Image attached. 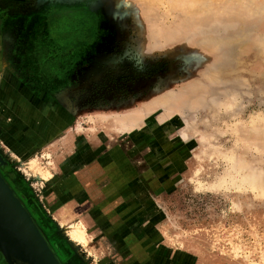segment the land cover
Listing matches in <instances>:
<instances>
[{"label": "rangeland", "instance_id": "1", "mask_svg": "<svg viewBox=\"0 0 264 264\" xmlns=\"http://www.w3.org/2000/svg\"><path fill=\"white\" fill-rule=\"evenodd\" d=\"M0 175L61 264H264V0H0Z\"/></svg>", "mask_w": 264, "mask_h": 264}, {"label": "water", "instance_id": "2", "mask_svg": "<svg viewBox=\"0 0 264 264\" xmlns=\"http://www.w3.org/2000/svg\"><path fill=\"white\" fill-rule=\"evenodd\" d=\"M3 181L0 175V244L10 264H58L31 217Z\"/></svg>", "mask_w": 264, "mask_h": 264}, {"label": "flooded vegetation", "instance_id": "3", "mask_svg": "<svg viewBox=\"0 0 264 264\" xmlns=\"http://www.w3.org/2000/svg\"><path fill=\"white\" fill-rule=\"evenodd\" d=\"M59 11H72L71 16L73 22L77 23L79 26L78 31L82 33V38H78L79 42H82L83 44H86V42L89 40L87 39L89 36V33L92 31V27L95 25V18L96 14L92 13L91 11H95V9H91L86 5H82L81 7L77 8H67L65 7L64 9H60ZM75 11V13L73 12ZM78 11H81V13ZM83 11V12H82ZM57 28V26H56ZM61 32L60 29H56L55 32Z\"/></svg>", "mask_w": 264, "mask_h": 264}, {"label": "bare ground", "instance_id": "4", "mask_svg": "<svg viewBox=\"0 0 264 264\" xmlns=\"http://www.w3.org/2000/svg\"><path fill=\"white\" fill-rule=\"evenodd\" d=\"M9 112V111H8ZM39 178L41 179L42 177L41 176H39ZM4 182V181H3ZM5 184H6V182H5ZM19 203H20V205L21 206H23L22 204H21V202L19 201ZM31 221H32V219H31ZM32 223L34 224V222L32 221ZM64 225H65V228L67 229V232H68V234H69V236H70V238L72 239V240H74V241H76V242H79V243H81V244H84L85 243V239H86V237H85V231H84V229H83V227H82V225L81 224H78V223H71V224H69V223H67L66 221L64 222ZM34 226H35V228L38 230V228H37V226L34 224ZM39 231V230H38ZM39 234L41 235V233L39 232ZM41 237L43 238V236L41 235ZM43 241L45 242V239L43 238ZM47 246H48V244H47ZM49 247V246H48ZM49 250L51 251V248L49 247ZM0 252L3 254V256H4V258H5V260H6V262L8 263V264H10V262H9V260H8V258H9V256H8V254L4 251V249L2 248V246H1V244H0ZM53 251H51V253H52ZM56 259V258H55ZM57 263L58 264H61L60 262H58L57 261ZM69 263V262H68Z\"/></svg>", "mask_w": 264, "mask_h": 264}, {"label": "crops", "instance_id": "5", "mask_svg": "<svg viewBox=\"0 0 264 264\" xmlns=\"http://www.w3.org/2000/svg\"><path fill=\"white\" fill-rule=\"evenodd\" d=\"M25 126H27V124H24ZM16 126H18V125H16ZM46 207V206H45ZM0 264H5L4 263V260H3V258L2 257H0Z\"/></svg>", "mask_w": 264, "mask_h": 264}]
</instances>
